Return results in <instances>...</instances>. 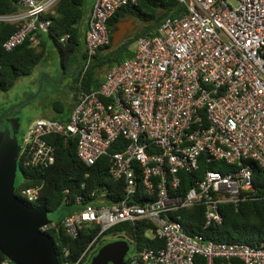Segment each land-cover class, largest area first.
Instances as JSON below:
<instances>
[{"label":"built area","instance_id":"built-area-1","mask_svg":"<svg viewBox=\"0 0 264 264\" xmlns=\"http://www.w3.org/2000/svg\"><path fill=\"white\" fill-rule=\"evenodd\" d=\"M59 1L19 0L17 13L0 15V23L17 28L3 49L26 41L38 46L37 34L48 31L46 15ZM138 1L95 0L83 71L109 44V19ZM177 1L183 15L137 39L133 56L111 67L99 89L80 91L67 122L37 119L21 136L24 166L55 163L49 138L73 140L86 166L100 160L108 166L105 181L65 199L73 211L61 231L72 239L83 228L98 232L73 263L67 246L58 245L59 264H82L103 245V234L121 224H144L147 238L163 241L161 248L131 251L125 264H264V241L217 243L188 234L181 222L182 210L199 208L203 228L222 225L221 206L251 199L253 167L264 170V0ZM201 170L180 193L181 175ZM41 189H22L23 202L35 203ZM56 229L51 221L40 230Z\"/></svg>","mask_w":264,"mask_h":264},{"label":"trees","instance_id":"trees-1","mask_svg":"<svg viewBox=\"0 0 264 264\" xmlns=\"http://www.w3.org/2000/svg\"><path fill=\"white\" fill-rule=\"evenodd\" d=\"M86 2L87 0H60L53 11L46 15L51 19L48 31L37 32L40 39L38 46H32L29 41H26L11 51H5L2 44L17 28L14 25L0 23V94L12 89L18 78L33 73L34 68L44 58L46 44L49 42L58 52L63 75H67L70 67L76 68L72 76L73 81L71 80L68 86L69 94L75 104L80 91L90 92L99 89L111 67L133 56L130 47L137 39L151 37L164 19L180 17L184 12V8L177 0H139L136 4L120 8L107 23L109 44L96 51L88 68L83 71L86 61V27L82 25V19ZM19 9V0H0V15L14 14ZM127 17H134L139 22L140 30L138 33L124 37L123 42L113 48L111 34L117 24ZM66 34L70 38L64 44L59 43V39ZM52 105L57 114L63 113L59 103L54 102ZM68 119L56 118L59 122H67ZM1 129H3L2 126ZM48 140L55 147V163L42 169L24 166L19 161L22 178L18 183L15 181V195L24 201L20 195L22 189L42 184L38 200L28 205L42 206L49 213L61 211L51 220L57 224L58 230H51L47 232V235L52 240L56 251L58 245L67 246L69 260L73 263L88 247L97 234L98 228L93 226L83 228L75 239L64 234L60 229L61 221L73 211L68 208L69 205L65 204V199L68 196L85 193L92 186L102 180L105 181L108 166L106 160H100L93 166L81 163L76 157L73 140L64 141L60 138ZM253 168L251 190L253 196L239 203L236 208L229 204L221 206L222 225L203 228L201 209L181 211V222L188 234H201L212 241L226 244L255 246L264 241V170L255 166ZM202 174V170L195 174H182L180 193H185L195 178H201ZM109 187L112 189L114 185L110 183ZM65 190H69V195L65 194ZM145 232L144 224L137 226L121 224L105 232L103 238L125 236L131 242V251L134 253H140L145 248L163 247V241L149 239ZM3 260L5 257L0 253V262Z\"/></svg>","mask_w":264,"mask_h":264},{"label":"water","instance_id":"water-1","mask_svg":"<svg viewBox=\"0 0 264 264\" xmlns=\"http://www.w3.org/2000/svg\"><path fill=\"white\" fill-rule=\"evenodd\" d=\"M134 17L117 24L111 34L113 48L135 29ZM19 119L5 121L0 130V253L10 264H59L50 237L40 229L49 224V212L31 207L15 195L20 172ZM131 242L125 237L102 245L89 264H125Z\"/></svg>","mask_w":264,"mask_h":264},{"label":"rangeland","instance_id":"rangeland-1","mask_svg":"<svg viewBox=\"0 0 264 264\" xmlns=\"http://www.w3.org/2000/svg\"><path fill=\"white\" fill-rule=\"evenodd\" d=\"M94 1L87 0L84 5L83 26L86 22V8ZM135 24L136 27L132 32L138 33L140 30L139 22L136 21ZM134 46L135 43L131 45V51L134 50ZM75 69L74 66L70 67L67 75H63L58 52L53 44L47 42L45 56L34 68L33 73L29 76L18 78L12 89L0 94V128L5 125V121L9 119L10 115H15L19 119L18 140L20 141L31 121L41 118H60L64 114L70 113L74 102L71 94H69L68 86L71 83L70 80H72L71 77L74 75ZM54 102L59 103L62 107V114L49 112V107ZM21 176V172H18L16 183L21 180ZM68 208L72 209L70 206ZM60 212L49 213L48 218L53 220ZM115 240L116 238L111 236L104 238L102 243L105 245ZM131 249L132 247H130L127 256L131 254Z\"/></svg>","mask_w":264,"mask_h":264},{"label":"crops","instance_id":"crops-1","mask_svg":"<svg viewBox=\"0 0 264 264\" xmlns=\"http://www.w3.org/2000/svg\"><path fill=\"white\" fill-rule=\"evenodd\" d=\"M94 2H95V1H94ZM94 2L86 8V22H85V24H84L85 27H86L87 21H88V19H89V15H90V12H91L92 7H93V5H94ZM71 79H72V77H71ZM70 81H71V80H70ZM71 102H72V101H71ZM71 102H70V105H71ZM52 106H53V105H51V106L49 107V109H50L49 112H50V113H56ZM70 107H71V106H70ZM71 109H72V107H71ZM70 113H71V110H70ZM70 113H68V114H66V115L64 114V115L61 116V117H63L64 119H67V118H69ZM41 119H48V118H41ZM51 119H55V120H56V118H51Z\"/></svg>","mask_w":264,"mask_h":264},{"label":"flooded vegetation","instance_id":"flooded-vegetation-1","mask_svg":"<svg viewBox=\"0 0 264 264\" xmlns=\"http://www.w3.org/2000/svg\"><path fill=\"white\" fill-rule=\"evenodd\" d=\"M128 18V17H127ZM125 18L123 21H127V20H129V19H131L132 17H130V18ZM133 23L135 24L136 23V21H135V19H134V21H133ZM135 27H136V24H135ZM136 32H130V33H128L127 35H132V34H135ZM126 35V36H127ZM125 36V37H126ZM9 119H11V118H17L15 115H10L9 117H8ZM5 125H3L2 127H4ZM2 130V129H1ZM119 237H123V236H117L116 237V239H118ZM95 255V254H94ZM94 255H92V257L94 256ZM92 257H90V258H92ZM87 259L84 263H82V264H88L89 262H90V260L91 259Z\"/></svg>","mask_w":264,"mask_h":264},{"label":"clouds","instance_id":"clouds-1","mask_svg":"<svg viewBox=\"0 0 264 264\" xmlns=\"http://www.w3.org/2000/svg\"><path fill=\"white\" fill-rule=\"evenodd\" d=\"M102 246V245H101ZM91 259V258H90Z\"/></svg>","mask_w":264,"mask_h":264}]
</instances>
